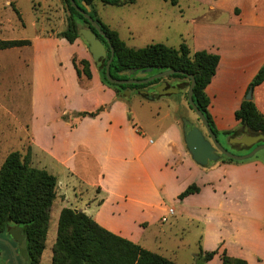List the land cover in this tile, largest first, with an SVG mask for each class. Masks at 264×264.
Segmentation results:
<instances>
[{
	"label": "crops",
	"instance_id": "crops-1",
	"mask_svg": "<svg viewBox=\"0 0 264 264\" xmlns=\"http://www.w3.org/2000/svg\"><path fill=\"white\" fill-rule=\"evenodd\" d=\"M199 1L207 2L209 13L214 14L209 25L219 31L209 43H194L195 51L205 49L220 56L216 74L206 86L208 108L219 129L237 128L235 111L264 63V0ZM66 41L38 35L32 44L21 47L34 49L38 84L48 90L54 81L52 70L59 64L65 89L73 97L72 105L58 115L71 113L62 122L68 136L44 148L52 160H39L40 167L57 176L58 185L62 184L59 193L65 194L66 201L74 193L70 207L148 249L144 243L148 224L155 213L157 220L172 207L174 213L169 216H174V224H185L183 232L190 225L200 228L202 250L219 249L206 264H222L223 250L249 264H264V160L221 159L199 165L188 152L177 112L173 116L167 112L171 119L149 137L133 116L135 125L128 119V102L102 81L82 38ZM66 46L69 53L62 57L60 49ZM73 55L90 61L91 77L77 74ZM62 69H69V74ZM253 100L264 114V81L253 89ZM101 105L108 107L95 117H71L75 111H92ZM178 105L187 107L184 99ZM87 177L93 181L87 182ZM193 183L199 191L179 198ZM166 198L176 207L167 206Z\"/></svg>",
	"mask_w": 264,
	"mask_h": 264
},
{
	"label": "rangeland",
	"instance_id": "rangeland-1",
	"mask_svg": "<svg viewBox=\"0 0 264 264\" xmlns=\"http://www.w3.org/2000/svg\"><path fill=\"white\" fill-rule=\"evenodd\" d=\"M14 8H17L21 16ZM94 10L104 23L116 28L126 43L134 47H144L154 42L177 47L185 42L195 51L194 43L197 40L206 44L219 36V31H213L209 25L214 20L213 12L209 13L207 2L199 0H179L178 4L169 0H135L114 5H105L95 0ZM67 14L63 0H0V40H33L38 35L56 36L66 28ZM81 38L88 48V41ZM69 50L68 46L61 48L60 55L67 56ZM34 55L31 47L0 49V167L7 154L13 150H19L23 156L29 155L31 164L40 167V159L52 160L44 148L53 147L56 140L68 136L62 123L64 119L58 115L72 105L73 97L65 89L61 66H54V81L46 90V85L38 84L36 80ZM62 72L69 74V69H62ZM185 96V93L179 91L149 99L134 93L128 104L135 122L144 127L149 137H154V133L171 119V116H166L167 112H171L172 116L176 112L180 113L181 118H188L195 126L205 129L196 112L190 109ZM182 99L187 107L178 105ZM240 128L241 124L231 129ZM231 129H219L217 135L225 148L238 155L251 151L249 146L230 142V136L222 133L223 130ZM249 159L264 160V148L239 162ZM92 181V177H87V182ZM59 190H62V184L57 185V196L50 210L45 248L39 264H51L60 211L65 206L70 207L73 202L74 193L71 190L68 201ZM164 203L167 206L173 205L167 198ZM157 215L158 212L155 213L154 221L147 226L148 238L144 243L151 250L177 263L206 264V260L197 257L201 248L200 228L190 225L183 232L181 226L185 224H174V216L162 221L163 215L156 220Z\"/></svg>",
	"mask_w": 264,
	"mask_h": 264
},
{
	"label": "trees",
	"instance_id": "trees-1",
	"mask_svg": "<svg viewBox=\"0 0 264 264\" xmlns=\"http://www.w3.org/2000/svg\"><path fill=\"white\" fill-rule=\"evenodd\" d=\"M104 4H120L134 2L135 0H100ZM173 4L177 0H169ZM81 9L87 10L84 4L90 6V15L96 19L114 47V56L110 65L113 77L132 78L134 75L122 74L125 70H141L152 68L148 75L155 74L166 69H176L181 72L169 74L165 77L155 78L142 83H113L105 74L106 62L111 56L108 43L92 26L91 22L72 4L71 0H63L67 14L66 28L56 34L57 37L65 38L73 43L78 37H82L80 27L86 26L98 34L106 44L107 58L96 62L104 83L111 86L116 96L129 102L134 93L146 97L140 93L142 89H153L161 80L166 79L169 83L176 82L180 91L185 93L188 101V89L191 82L190 74H193L196 83L194 86V100L199 109L205 114L212 129L218 135L219 129L209 111L210 98L206 93V86L216 74L220 56L217 53L205 49L191 51L190 47L182 42L178 47L170 46L162 42L150 43L144 47H133L120 37L119 32L104 23L95 13V0H75ZM19 16L20 12L14 8ZM32 44V39H1L0 49L21 47ZM72 62L77 74L84 73L92 76L90 61L86 58L78 59L73 55ZM174 81H171V80ZM264 81V63L259 68L248 85L253 90L255 86ZM126 90H130L127 95ZM190 109L194 110L189 104ZM108 105H101L92 111H75L71 117H95L105 110ZM195 111V110H194ZM235 118L241 124L240 129L223 130L227 136H235L243 133H264V114L259 111L253 98H244L240 107L235 111ZM64 120H69L70 115H62ZM199 119V117L197 116ZM128 119L135 125L128 105ZM200 120V119H199ZM239 162L226 155L219 160ZM217 160V161H219ZM216 161V162H217ZM208 166V165H205ZM57 176L46 168L31 164L30 156L19 150L9 152L0 167V229L8 223L14 222L23 225L25 233L30 241L32 249L36 250V261L39 264L40 256L45 248V240L50 219V210L57 196ZM199 191L196 184H190L179 195V198ZM219 249L204 251L200 248L197 257L208 261ZM222 264H249L244 258L228 255L225 250L221 252ZM51 264H192L177 263L156 251L141 246L98 223L85 211L65 206L61 209L57 237L53 245Z\"/></svg>",
	"mask_w": 264,
	"mask_h": 264
},
{
	"label": "water",
	"instance_id": "water-1",
	"mask_svg": "<svg viewBox=\"0 0 264 264\" xmlns=\"http://www.w3.org/2000/svg\"><path fill=\"white\" fill-rule=\"evenodd\" d=\"M72 4L79 10L94 26L98 33L103 37V39L108 43L111 49V56L106 62L105 74L107 79L113 83H142L148 82L155 78L165 77L169 74L181 72L176 69H166L155 74L148 76V73L152 71V68L141 69L138 71L135 70H125L122 74L134 75L132 78H117L113 77L110 71V65L114 56V47L112 46L110 37L104 31L100 23L94 19L90 15V6L84 2L86 9H81L80 6L75 2V0H71ZM80 33L82 37L88 41L89 52L91 53L92 58L95 62H101L107 58V48L104 41L98 37V34L93 32L91 28L82 26L80 27ZM191 82L188 89V101L189 104L193 107L196 114L202 121L204 128L199 126H195L193 122L183 117L182 118V127H183V136L188 152L190 153L193 160L199 165L205 166L208 165L211 161H217L221 158L222 155H226L235 160H244L252 157L259 149L264 148V133L260 134H248L243 133L242 135L232 136L230 137V142L243 144L246 146H252L256 144L251 151L245 154H234L228 151L225 146L220 142L217 137V134L212 129L208 119L205 114L199 109L194 100V86L196 83V79L193 74H190ZM156 94L151 93L148 89L140 90L141 94H144L149 99H154L159 95L171 93V92H179L180 88L177 85H173L169 83L167 80H162L155 87ZM127 95H130V90H126ZM253 96V90L250 88L245 96L246 99H251Z\"/></svg>",
	"mask_w": 264,
	"mask_h": 264
},
{
	"label": "flooded vegetation",
	"instance_id": "flooded-vegetation-1",
	"mask_svg": "<svg viewBox=\"0 0 264 264\" xmlns=\"http://www.w3.org/2000/svg\"><path fill=\"white\" fill-rule=\"evenodd\" d=\"M154 87L148 90L156 94ZM255 145L249 148L252 149ZM36 252L31 247L23 225L10 222L0 229V264H37Z\"/></svg>",
	"mask_w": 264,
	"mask_h": 264
},
{
	"label": "built area",
	"instance_id": "built-area-1",
	"mask_svg": "<svg viewBox=\"0 0 264 264\" xmlns=\"http://www.w3.org/2000/svg\"><path fill=\"white\" fill-rule=\"evenodd\" d=\"M174 213V209L172 207L168 208L167 212L161 217L162 221H167L170 214Z\"/></svg>",
	"mask_w": 264,
	"mask_h": 264
}]
</instances>
